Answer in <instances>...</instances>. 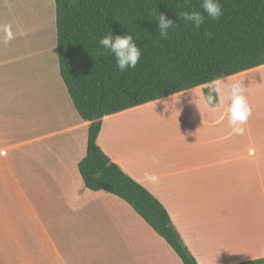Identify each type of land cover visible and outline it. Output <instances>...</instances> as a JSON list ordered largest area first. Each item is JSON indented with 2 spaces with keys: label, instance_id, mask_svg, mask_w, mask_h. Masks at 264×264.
Returning a JSON list of instances; mask_svg holds the SVG:
<instances>
[{
  "label": "crops",
  "instance_id": "obj_1",
  "mask_svg": "<svg viewBox=\"0 0 264 264\" xmlns=\"http://www.w3.org/2000/svg\"><path fill=\"white\" fill-rule=\"evenodd\" d=\"M14 33L8 55L0 48V264H165L156 249L164 250L163 239L127 203L83 186L77 165L88 122L69 95L19 92L30 103L27 124L7 108L5 82L28 81L36 57L54 50L35 28ZM260 71L264 65L224 82ZM262 81L264 72L255 80L264 89ZM222 99L209 107L195 87L106 115L97 136L103 152L163 204L198 264L264 256V90L243 134L226 125ZM168 102L166 125H150L145 109Z\"/></svg>",
  "mask_w": 264,
  "mask_h": 264
},
{
  "label": "trees",
  "instance_id": "obj_2",
  "mask_svg": "<svg viewBox=\"0 0 264 264\" xmlns=\"http://www.w3.org/2000/svg\"><path fill=\"white\" fill-rule=\"evenodd\" d=\"M223 15L200 29L179 13L202 11L201 0H54L57 64L79 118L88 122L83 186L127 203L182 264H198L163 204L123 171L97 144L102 117L195 87L203 97L214 78L264 65V0H219ZM176 22L167 39L156 15ZM131 34L142 51L135 69L121 72L99 40ZM211 33V35H206ZM103 53V54H102ZM234 264H264V256Z\"/></svg>",
  "mask_w": 264,
  "mask_h": 264
},
{
  "label": "rangeland",
  "instance_id": "obj_3",
  "mask_svg": "<svg viewBox=\"0 0 264 264\" xmlns=\"http://www.w3.org/2000/svg\"><path fill=\"white\" fill-rule=\"evenodd\" d=\"M28 22L30 23L28 24ZM0 24H11L13 32L19 29L35 28L38 33L37 35L40 37V41H43L44 45H47L48 47L51 43L52 46L54 45V50L52 49L51 51L48 48L46 53L39 54V56L36 57L35 67H32L31 78L29 77L28 81L8 79L5 82L4 92L6 96L7 108L11 109V114H14L17 119L26 121L27 124L29 122L30 103L25 96H20L19 92L32 90H35L36 92L47 91L50 94L54 93L56 101H58V99L60 101L61 99L63 100L61 92L68 97V93L58 71L57 52L55 48L56 35L54 0H0ZM0 48L4 49V53L8 55L11 49V42L7 45L0 43ZM9 70L10 66L6 65V71L8 74H10ZM263 72L264 71L254 72L238 79L239 81H243L244 87L247 88L246 96L248 103L252 108V114L254 111L255 97H257L260 91L264 90L260 87L259 83H255V80H257ZM238 80L231 79L225 81L223 85L224 89L227 90L229 85ZM21 98L23 99V102L19 105L20 100H22ZM222 100L225 104L226 102L224 99ZM256 102L258 106L261 103L258 98ZM226 109H228V107ZM145 111L149 112L150 125H166L165 122L167 121V116H169L168 114L170 113L169 102L162 103L158 105V107H149L148 109H145ZM17 119L13 118L12 123L18 124L19 121ZM226 125L229 124L227 123ZM28 126L29 125H23V128L28 129ZM160 241L164 245V250L162 244L157 246L156 249L164 258L166 262L165 264H182L173 250L169 248L163 240ZM246 251L248 250L246 249ZM123 260L125 259L123 258ZM104 264L111 263L106 262ZM127 264L130 263L128 262ZM132 264L135 263L132 261Z\"/></svg>",
  "mask_w": 264,
  "mask_h": 264
},
{
  "label": "clouds",
  "instance_id": "obj_4",
  "mask_svg": "<svg viewBox=\"0 0 264 264\" xmlns=\"http://www.w3.org/2000/svg\"><path fill=\"white\" fill-rule=\"evenodd\" d=\"M202 11H183L179 13V17L186 23L192 25L196 29H200L205 23L206 18L209 20H219L223 15L222 6L219 0H201ZM157 31L161 39H167L169 30L176 27V22L167 19L161 13L156 15ZM211 35V33H206ZM16 38V34L12 30L11 24H0V43L9 44ZM101 48L111 53L115 57V66L121 71L135 69L140 62L142 51L137 46L133 35L125 34L123 36L109 33L99 40ZM103 54V53H102ZM224 78L216 77L209 82L208 91L204 97V103L209 107H218V101L223 97L228 104V123L237 134H243L242 127L252 115V108L248 103L243 81H236L224 89ZM155 181L156 177H150Z\"/></svg>",
  "mask_w": 264,
  "mask_h": 264
},
{
  "label": "bare ground",
  "instance_id": "obj_5",
  "mask_svg": "<svg viewBox=\"0 0 264 264\" xmlns=\"http://www.w3.org/2000/svg\"><path fill=\"white\" fill-rule=\"evenodd\" d=\"M35 10V9H34ZM25 12V11H24ZM21 13V12H20ZM38 13V12H37ZM28 14V13H27ZM34 17V16H33ZM32 18V17H31ZM38 19V18H37ZM28 20V19H27ZM34 22H35V20H34ZM22 23V22H21ZM30 22H28V24H29ZM28 27V26H27ZM20 39H22V38H20ZM33 41V40H32ZM45 69H47V68H45ZM32 89V88H31Z\"/></svg>",
  "mask_w": 264,
  "mask_h": 264
}]
</instances>
